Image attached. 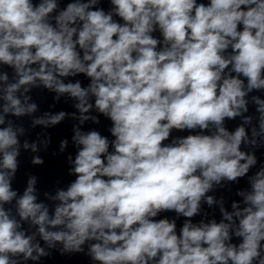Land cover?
Wrapping results in <instances>:
<instances>
[{
  "label": "clouds",
  "instance_id": "clouds-1",
  "mask_svg": "<svg viewBox=\"0 0 264 264\" xmlns=\"http://www.w3.org/2000/svg\"><path fill=\"white\" fill-rule=\"evenodd\" d=\"M56 256L264 264V0H0V264Z\"/></svg>",
  "mask_w": 264,
  "mask_h": 264
}]
</instances>
